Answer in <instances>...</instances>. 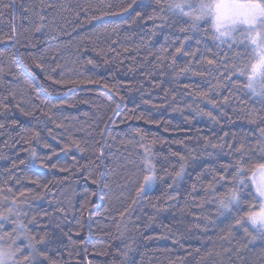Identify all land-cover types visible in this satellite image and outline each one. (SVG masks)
<instances>
[{
    "label": "trees",
    "instance_id": "1",
    "mask_svg": "<svg viewBox=\"0 0 264 264\" xmlns=\"http://www.w3.org/2000/svg\"><path fill=\"white\" fill-rule=\"evenodd\" d=\"M169 2L0 0V36L13 37L0 40V212L9 216L0 236L12 243L14 222L24 223L45 254L34 264H264V238L235 224L259 201L246 196L221 213L219 196L233 185L216 183L221 165L241 159L229 144L252 152L243 159L246 177L264 163V96L247 89L246 76L229 80L223 64L205 59L227 53L229 67L250 66L253 50L218 48L210 21L193 31ZM31 13L44 20L32 15L29 24L23 17ZM237 52L242 60L232 59ZM142 144L156 179L138 197ZM174 153L188 160L176 183L182 161ZM27 245L16 241L22 251L13 264H22Z\"/></svg>",
    "mask_w": 264,
    "mask_h": 264
},
{
    "label": "snow or ice",
    "instance_id": "2",
    "mask_svg": "<svg viewBox=\"0 0 264 264\" xmlns=\"http://www.w3.org/2000/svg\"><path fill=\"white\" fill-rule=\"evenodd\" d=\"M135 2L136 0H133V3ZM157 3H159V0H157ZM9 6L10 5L8 4L3 5L4 8H8ZM132 6V4H128L127 8L122 9V11H127L128 9L132 8ZM11 7L14 8L15 4L13 3ZM91 7H93L92 4L86 5V9ZM168 10L173 14L187 17L191 21V30L193 31H199L200 24L202 22L207 24L210 21L211 30L213 32L212 39L217 42L218 48L225 43L229 44V52L233 47L251 48L253 50V59L255 62L251 63L250 66L243 63L240 65L233 63L229 67L227 64V60L229 59L227 53L222 59H205L207 60V64L209 66L219 67L221 64H223L225 70L228 72L227 78L229 80H232L234 77L240 78L246 76L247 89L254 95L264 96V0H198L197 3H192L190 0H170L168 4ZM26 12H30V10L26 9ZM32 15L38 16L39 20L41 21L44 20V17L39 13H31L30 15L24 16L23 19L27 20L29 24H31ZM137 16L139 17L140 13H137ZM151 18L152 17H150V19ZM15 20L16 15L13 13L11 27L13 36H15L17 31ZM42 27L43 25L38 23L32 30L35 32H40ZM12 38V36H0V40ZM175 51L176 53H181L182 49L178 47ZM185 55H187V53H185ZM243 56V52H237L232 57V59L242 60ZM145 59H147V57ZM88 63H92V61H88ZM37 67L42 66L37 65ZM188 70V68L181 69V74ZM204 74L205 73H200V75ZM258 82H262L259 92H257L256 88ZM105 87H107V85H105ZM225 99H227V97ZM2 107L5 112L9 111L8 104L3 103ZM17 107H19V105H17ZM20 110L26 116L31 115V113L25 112L24 109ZM208 115L211 116V113H208ZM212 119H215V117H212ZM11 123L16 125L17 121L13 120ZM3 126V123H0V128ZM103 131L104 130L101 129V134H103ZM38 136L39 133L33 132L34 138ZM221 139L223 140V138ZM25 143H28V141H25ZM75 146L77 148L80 147L79 143H76ZM257 146L259 147L260 152L264 153V128L259 130ZM45 147H47V145H45ZM141 147L144 148V156L142 159L144 170L147 172V174L144 175L143 180L140 182V186L136 189L137 196H142L156 179L155 165L153 164V154L151 149L149 147H145L143 144ZM223 147V144L212 145L213 149L220 148L221 151L223 150ZM228 148L230 150L229 155L235 153L238 154L241 159L236 160L235 163L231 165H221L223 172L218 173V179L216 180V183L230 182L232 183L233 187L229 188L227 193L220 194L218 200V211L222 213L225 210L239 208L241 206L242 198L246 196L251 197L254 201H259L258 211L250 210L245 212L240 219L235 221V224L242 227L243 224L247 222L260 237L264 238V163L256 164L251 169V175L246 177L245 173L248 171V169L244 164L243 159L246 156L252 155L249 147L244 142H241L235 148H233L232 144H229ZM80 151L83 152L84 149L81 148ZM32 155L35 157V151H33ZM173 155L179 156L180 161H182L179 169L175 171L174 174H172L173 183H176L183 178L188 160L179 153H174ZM53 167H55V165H53ZM232 167H235V172L232 173L231 179L229 180L226 174L231 171ZM62 171H67V169H62ZM165 174H168L167 171ZM92 183L98 184L99 181L93 180ZM45 187H47V185H45ZM171 187L172 185H169V188ZM207 187L212 189L214 185L209 184ZM93 195H95V193H93ZM13 203H15V201H13ZM135 203L136 200L134 199L133 204ZM129 207H131V205ZM252 207L254 206L249 205L250 209ZM12 211V208L8 209L9 213ZM16 215L19 216V213L17 212ZM8 219L9 216L5 215L3 212H0V220ZM14 223L16 225L13 228L15 235L10 237L13 242L7 246H5L3 243H0V264H13L15 258L22 251L21 248L15 246L16 241L20 237H23L28 241V255L23 256L22 264H34L37 256H45V254L38 252L36 243L33 242L34 237L28 235V230L25 224L19 220L15 221ZM197 227L199 226L197 225ZM2 228L3 224L0 223V229ZM245 232H248L247 228H245ZM252 238L256 239L257 237L253 236ZM3 240L4 236H0V241ZM43 241L44 237H41L39 243H42ZM17 264H20V262H17Z\"/></svg>",
    "mask_w": 264,
    "mask_h": 264
},
{
    "label": "rangeland",
    "instance_id": "3",
    "mask_svg": "<svg viewBox=\"0 0 264 264\" xmlns=\"http://www.w3.org/2000/svg\"><path fill=\"white\" fill-rule=\"evenodd\" d=\"M255 62V61H254ZM258 84V83H257ZM256 87H257V85H256ZM143 156H144V152H143ZM147 174V172L145 171V175ZM154 182V181H153ZM152 185H153V183H152ZM152 185L150 186V188L152 187ZM149 188V189H150ZM139 197V196H138ZM259 210V209H258ZM257 210V211H258ZM10 242V241H9ZM0 243H3L5 246H7V245H9V244H7L6 242H4V240L3 241H0ZM10 244H11V242H10Z\"/></svg>",
    "mask_w": 264,
    "mask_h": 264
}]
</instances>
